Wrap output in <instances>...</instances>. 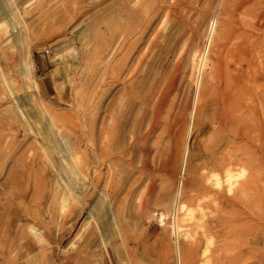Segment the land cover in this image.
<instances>
[{
  "label": "rangeland",
  "instance_id": "374dc122",
  "mask_svg": "<svg viewBox=\"0 0 264 264\" xmlns=\"http://www.w3.org/2000/svg\"><path fill=\"white\" fill-rule=\"evenodd\" d=\"M0 264H264V0H0Z\"/></svg>",
  "mask_w": 264,
  "mask_h": 264
},
{
  "label": "bare ground",
  "instance_id": "6f19581e",
  "mask_svg": "<svg viewBox=\"0 0 264 264\" xmlns=\"http://www.w3.org/2000/svg\"><path fill=\"white\" fill-rule=\"evenodd\" d=\"M194 49V48H193ZM185 52V51H184ZM196 54V53H195ZM193 59H194V57H193ZM195 60H196V58H195ZM194 61V60H193ZM193 66V65H192ZM216 122H218V121H216ZM241 125V124H240ZM233 130V129H232ZM238 131V130H237ZM216 139V138H215ZM233 140V139H232ZM241 143V142H240ZM227 145V144H226ZM243 145V144H242ZM237 147V146H236ZM244 147V146H243ZM246 147V146H245ZM228 148V150H230L229 149V147H227ZM230 148H231V146H230ZM232 148H234L233 146H232ZM235 149V148H234ZM248 149V148H247ZM250 149V148H249ZM248 149V150H249ZM227 150V151H228ZM240 150H242V147H241V149ZM246 150V149H245ZM224 152H225V150H224ZM229 152V151H228ZM228 154V153H227ZM239 154V153H238ZM223 156H224V153H223ZM219 157V156H218ZM233 157V156H232ZM241 160V159H240ZM220 161V160H219ZM223 161V160H222ZM244 164V163H243ZM242 164V165H243ZM223 165V164H222ZM225 165H223V167H224ZM227 166V165H226ZM235 167V166H234ZM217 170V169H216ZM235 170V169H234ZM233 170V171H234ZM223 171V170H222ZM233 171H232V173H233ZM236 171V170H235ZM220 173V172H219ZM223 173H224V171H223ZM73 174H75V171H73ZM224 175V174H223ZM228 175V174H227ZM231 175V174H230ZM229 176V175H228ZM221 177V176H220ZM229 178V177H228ZM237 178V177H236ZM231 179V178H230ZM233 179H235V178H233L232 177V180ZM220 181H222V180H220ZM234 181V180H233ZM233 181H231V182H233ZM218 182V181H217ZM229 182V181H228ZM227 183V182H226ZM218 184H220V183H218ZM222 184V183H221ZM221 184H220V186H221ZM224 184V183H223ZM221 187H223V185L221 186ZM219 188V187H218ZM234 199H237V198H234ZM233 199V200H234ZM234 202H235V200H234ZM234 204V203H233ZM235 218H236V215H235ZM236 220V219H235ZM233 221V220H232ZM236 222V221H235ZM238 222V221H237ZM223 223H225V222H223ZM234 223V222H233ZM232 223V224H233ZM220 224V223H219ZM235 224V223H234ZM236 225V224H235ZM234 226V225H233ZM234 228H236V227H234ZM233 231V230H232ZM30 232H31V234L33 235V237H34V241H36V242H41V243H43L44 241H43V238H42V236L41 235H39L38 234V232H36L35 231V229H33V228H30ZM233 232H235V230L233 231ZM219 235V234H218ZM32 237V238H33ZM235 238V237H234ZM44 244V243H43ZM234 246V245H233ZM223 248V247H222ZM106 252V251H105ZM240 257V256H239ZM237 259V258H236Z\"/></svg>",
  "mask_w": 264,
  "mask_h": 264
}]
</instances>
